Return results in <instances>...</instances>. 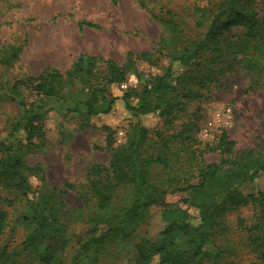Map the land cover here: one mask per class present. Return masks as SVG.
I'll return each instance as SVG.
<instances>
[{"label":"trees","instance_id":"trees-1","mask_svg":"<svg viewBox=\"0 0 264 264\" xmlns=\"http://www.w3.org/2000/svg\"><path fill=\"white\" fill-rule=\"evenodd\" d=\"M139 1L147 7L146 0ZM191 3L196 25L206 26V32L191 39L177 21L153 14L165 29L160 45L167 47L171 62L164 73L148 78L138 89L112 92L133 68V53L125 65L81 53L65 72L47 68L37 76L17 78L11 85L0 78V102L10 100L20 109L16 117L8 118L9 133L0 144V264H98L109 244L127 237L154 205L162 207L166 226L160 239L139 243V264H206L221 257L233 247L222 245L214 252L207 245L225 231L221 222L225 212L247 205L254 207L255 214L251 219L239 216L237 225L246 232L251 264H264V188L243 190L264 173V138L259 148L238 153L235 140L223 130L214 146L199 148L194 137L197 124L189 120L166 136L158 132L156 155L143 153L151 128L161 119L172 124L179 117L177 112L186 109L187 102L168 99L171 93L181 90L188 101L201 100L219 76L235 70H245L255 76L254 83L264 84V0ZM23 50V45L4 44L0 64L14 65ZM150 55L147 51L140 56L149 59ZM76 80L90 93L69 109L82 112L80 129L102 128L108 133L112 156L108 164L96 162L87 170L81 186L87 211L81 210L74 219L83 218L90 227L69 257L71 223L63 197L56 188H49L44 165L31 163L28 156L47 148L45 120L52 109L48 101L63 93V85ZM26 93L37 98L29 102ZM118 110L129 113L131 124L126 141L113 147V127L105 120ZM262 128L264 132V121ZM208 149L217 150L219 160L207 161ZM153 164L166 170V187L150 179ZM64 185L76 189L73 183ZM170 192H187L183 198L187 206L169 202ZM19 228L22 239L6 241Z\"/></svg>","mask_w":264,"mask_h":264},{"label":"rangeland","instance_id":"rangeland-1","mask_svg":"<svg viewBox=\"0 0 264 264\" xmlns=\"http://www.w3.org/2000/svg\"><path fill=\"white\" fill-rule=\"evenodd\" d=\"M193 0H146L143 7L139 0H0V49L4 44L23 45L20 59L14 65L0 64V78L12 84L15 79L27 74L39 75L47 68H57L65 72L71 67L79 54L87 53L98 58H113L120 65L129 62L133 53L134 66L127 73L120 86L112 87L114 94L138 89L148 78L164 73L170 65L171 57L165 45H160L164 27L153 16L172 18L184 29L187 37H201L206 26L196 25L192 15ZM261 8L264 9L263 6ZM84 25L80 27V23ZM93 25H90V24ZM150 52V58L141 53ZM100 71L103 62H99ZM253 76L245 70L227 72L217 82L204 90V97L188 101L180 91L171 93L168 99L185 101V110L177 112L178 118L172 124L162 119L151 128L149 139L144 147V155H156L160 138L180 130L189 120L196 122L198 130L194 133L195 146L204 148L214 146L223 130L235 140L236 151L252 147L259 148L264 132V84L253 82ZM63 93L49 100L52 106L45 120L47 148L28 156L31 163L44 165L49 188H56L62 195L64 210L69 215V234L72 237L68 256H72L78 239L86 236L90 224L82 219H74L79 212L87 211L84 188L88 168L96 162L108 164L112 147L108 146V133L102 128L80 129L82 112L71 111L75 102L89 97V90L76 80L63 85ZM107 93L110 87L105 88ZM32 102L36 95L26 93ZM20 109L10 100L0 102V144L9 133L8 118L16 117ZM158 115V113H157ZM105 120V119H104ZM112 124L113 147L127 139L131 118L125 110H118L107 118ZM123 135H121V133ZM179 148L180 142H176ZM207 161H217L220 155L215 149L204 153ZM149 177L155 183L166 187L168 174L161 164H153ZM73 183L76 189L64 184ZM264 188V173L254 183L243 187L245 193L258 192ZM62 190L63 193H62ZM187 192H170L167 200L184 205ZM83 207V208H82ZM255 209L251 205L232 207L222 217L225 231L216 235L214 242L207 245L216 252L219 246H232L223 251L221 257H214L206 264H251L252 254L247 247L246 232L238 225V217L251 219ZM80 215V213H79ZM166 222L162 217V207L154 205L143 213L142 218L129 235L117 238L110 243L98 264H139L136 261L137 246L144 239L158 240ZM23 237L19 228L15 235L6 241L18 242Z\"/></svg>","mask_w":264,"mask_h":264},{"label":"built area","instance_id":"built-area-1","mask_svg":"<svg viewBox=\"0 0 264 264\" xmlns=\"http://www.w3.org/2000/svg\"><path fill=\"white\" fill-rule=\"evenodd\" d=\"M120 133H121V135H123L122 132H120Z\"/></svg>","mask_w":264,"mask_h":264}]
</instances>
